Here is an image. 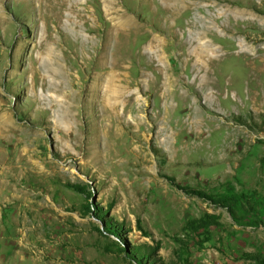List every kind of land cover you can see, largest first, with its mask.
I'll use <instances>...</instances> for the list:
<instances>
[{
  "label": "rangeland",
  "instance_id": "obj_1",
  "mask_svg": "<svg viewBox=\"0 0 264 264\" xmlns=\"http://www.w3.org/2000/svg\"><path fill=\"white\" fill-rule=\"evenodd\" d=\"M169 1L0 0V264H264V0L216 6L207 70Z\"/></svg>",
  "mask_w": 264,
  "mask_h": 264
},
{
  "label": "bare ground",
  "instance_id": "obj_2",
  "mask_svg": "<svg viewBox=\"0 0 264 264\" xmlns=\"http://www.w3.org/2000/svg\"><path fill=\"white\" fill-rule=\"evenodd\" d=\"M200 1H203V0H170L167 4H169L168 8H172L174 10H177L178 6H181L183 9L191 12L192 16H191V20L188 21L189 27L187 29V35L190 38L191 44H196V46H197L196 54H194V62L197 64L198 70L199 69L207 70V65H206L207 61L209 59L213 58L214 54L211 52L213 50V48L211 47L212 44L209 43L208 39H205L203 37L208 35V34H213V33L217 32L218 29H217V25L215 23L214 18L219 17L221 15H220L219 9L216 8V6H219V5L221 6L222 4H225L224 1H226V0H205V1H207L206 4H202ZM178 3L180 5H176ZM113 6L116 7L114 11L117 13V16H116L117 21H115L116 26L114 28H115L117 33H120L122 31L121 30V28H122V26H121L122 20L121 19L123 18L124 15H123V13L119 12L120 9L117 7V3L113 2ZM215 12H216V14H215ZM127 21H128V19H127ZM113 24H115V23L113 22ZM221 25L223 27L222 30H224L226 32L238 31V29L235 27V24L224 25L221 22ZM163 42H164V39L161 38L160 40H157L153 45L148 44V46H146L145 49L148 50L146 52V53H148V55H146V56H148V60L151 62L152 67L156 68L162 72H166L170 66H169V64H167L165 62V61H168L169 58L166 56V53L162 49ZM103 45L104 46H102V49H101L102 50V56L101 57H102V59L106 60L105 63L107 62L106 64H107V67L109 68V72H110L109 76L112 80H114L115 79L114 77L119 75L120 70L123 67V64L121 62L122 56L119 55L117 52V49H118V46L120 45V43L117 40H111L110 42H108V44L105 43ZM46 54L49 57L47 58L46 61H44L45 65H47V70L45 69L46 71H44V72H46L48 75H50L51 78H48V80H47V79H45L44 74H40V73L37 74V72L35 71L37 74L38 83H40L41 85H44L46 87L48 86V88H50V89H52V88L58 89V86H59V84L57 83L58 81L56 82L54 79L57 77H60V75L62 73H65L64 67L59 63V60H58L59 58H57L54 53L48 52ZM65 69H67V68L65 67ZM206 74L207 73L204 71L205 82L207 85L209 83L208 82L209 79H207ZM48 75L46 77H48ZM102 75H103V72L100 68L97 75H96V79L98 81L99 80L101 81ZM162 78L166 80L165 82H167V81L169 82V80H170L169 76H167V75L162 76ZM115 85L116 84H114V86H111V87H106V89L101 88L99 91H101L102 96L108 97V99H110V101H109L110 109L118 112L117 108L120 104L121 105L123 104V97L130 98L132 96L133 91L128 92L127 94H124V89L119 88L117 85L116 86ZM64 89H66V88H64ZM60 93H61V91H60ZM69 93L70 92L68 90L62 91V95L65 98L67 96H69ZM119 96L122 98L117 99L116 97H119Z\"/></svg>",
  "mask_w": 264,
  "mask_h": 264
}]
</instances>
